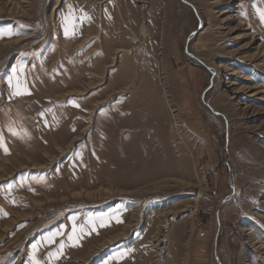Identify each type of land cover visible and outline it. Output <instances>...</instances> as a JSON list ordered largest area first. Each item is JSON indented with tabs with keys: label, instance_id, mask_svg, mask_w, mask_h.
<instances>
[{
	"label": "rangeland",
	"instance_id": "rangeland-1",
	"mask_svg": "<svg viewBox=\"0 0 264 264\" xmlns=\"http://www.w3.org/2000/svg\"><path fill=\"white\" fill-rule=\"evenodd\" d=\"M261 11L0 0V264H264Z\"/></svg>",
	"mask_w": 264,
	"mask_h": 264
},
{
	"label": "snow or ice",
	"instance_id": "snow-or-ice-1",
	"mask_svg": "<svg viewBox=\"0 0 264 264\" xmlns=\"http://www.w3.org/2000/svg\"><path fill=\"white\" fill-rule=\"evenodd\" d=\"M259 18H260L261 22L264 23V11H261V12L259 13ZM65 35H66V36L68 35V31H67V29L65 30ZM69 238L71 239V237H69ZM36 264H39V262H36Z\"/></svg>",
	"mask_w": 264,
	"mask_h": 264
},
{
	"label": "bare ground",
	"instance_id": "bare-ground-1",
	"mask_svg": "<svg viewBox=\"0 0 264 264\" xmlns=\"http://www.w3.org/2000/svg\"><path fill=\"white\" fill-rule=\"evenodd\" d=\"M164 93H165V92H164ZM166 102H167V100H166ZM167 103H168V102H167ZM167 103H166V104H167ZM170 113H171V116H173V120H172V122L175 123L176 120H175V118H174V115H173L171 109H170ZM38 168H43V167H38ZM100 247H101V245H100Z\"/></svg>",
	"mask_w": 264,
	"mask_h": 264
},
{
	"label": "built area",
	"instance_id": "built-area-1",
	"mask_svg": "<svg viewBox=\"0 0 264 264\" xmlns=\"http://www.w3.org/2000/svg\"><path fill=\"white\" fill-rule=\"evenodd\" d=\"M201 232V231H200Z\"/></svg>",
	"mask_w": 264,
	"mask_h": 264
}]
</instances>
